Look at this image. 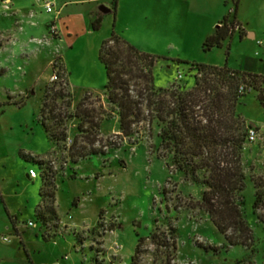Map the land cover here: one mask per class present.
Returning a JSON list of instances; mask_svg holds the SVG:
<instances>
[{
  "label": "rangeland",
  "instance_id": "1",
  "mask_svg": "<svg viewBox=\"0 0 264 264\" xmlns=\"http://www.w3.org/2000/svg\"><path fill=\"white\" fill-rule=\"evenodd\" d=\"M2 1L0 264H130L139 241L138 264H264V201L253 210L254 184L264 193V0H225L221 17L235 9L236 23L256 37L234 31L209 51L197 45L194 33L184 32L177 3L168 14L155 0H116L114 9L113 0H28L22 8L13 3L24 0L7 6ZM43 1L59 12L56 36L44 21L37 31L38 18H54ZM100 5L110 11L101 13L93 30ZM113 35L155 58L154 89L191 90L201 77L194 78L192 63L238 73L233 107L221 113L242 140L244 185L236 196L250 230L246 244L230 245L210 220L200 203L208 171L185 174L177 168L174 148L161 141L165 122L143 105L144 119L130 136L120 135L98 60L100 45ZM55 69L60 81L50 83ZM240 84L247 88L243 94L237 92ZM130 95L139 98L135 88ZM193 109L204 123L202 110ZM40 121L58 138H48ZM248 124L258 128L254 142L244 134ZM86 128L93 145L86 143ZM75 139V146L103 153L73 163L69 148Z\"/></svg>",
  "mask_w": 264,
  "mask_h": 264
},
{
  "label": "trees",
  "instance_id": "2",
  "mask_svg": "<svg viewBox=\"0 0 264 264\" xmlns=\"http://www.w3.org/2000/svg\"><path fill=\"white\" fill-rule=\"evenodd\" d=\"M115 6L116 0H113L112 8L114 9ZM98 14L90 23L93 30L100 24L101 13ZM235 23L234 9L232 13L221 19L213 34L203 40L201 49L209 51L220 48L222 42L231 35L230 27ZM98 60L105 70L106 81L103 88L107 93V99L117 109L120 135L130 136L133 126L144 119L143 105L149 115L153 113L156 119L165 122L166 125L160 132L161 141L174 148L173 157L177 168L185 174H194L201 168L208 171V176L203 180L206 190L201 193L200 203L210 220L230 245L246 244L250 239V230L243 219L241 204L238 203L236 196L244 185L238 161L242 140L231 129H227L228 118L221 113L223 108L229 110L233 107L236 96L231 90L235 85L234 81L238 79V73L225 67L192 63L189 64V69L195 71L194 78L197 74H201V77L191 90L178 92L154 89L152 68L155 58L114 35L100 45ZM178 62L188 63L181 60ZM226 83L227 90L222 91V85ZM132 88L136 89L139 98L130 95ZM170 103L172 107L169 106ZM196 106L202 110L200 116L203 117L204 123L193 109ZM169 117L170 119L167 120ZM40 123L48 138L53 140L58 138L56 134L50 132L45 122L40 121ZM247 126L244 130L245 136ZM80 127L82 126L79 125ZM89 127L95 128L96 125L91 123ZM87 129L83 131L84 138L87 139L86 143L93 145L94 134ZM89 137L92 139L88 140ZM227 143L230 144L228 151L224 149ZM75 145L76 139L69 148V157L73 163L88 155L103 153L101 148L85 150L83 146ZM254 185L255 212L264 201V193L256 184ZM230 228L232 232L228 234ZM155 237V233L150 235L151 240ZM140 242L136 246L130 264H138ZM172 245L174 246V243ZM207 249L216 248L208 246Z\"/></svg>",
  "mask_w": 264,
  "mask_h": 264
},
{
  "label": "crops",
  "instance_id": "3",
  "mask_svg": "<svg viewBox=\"0 0 264 264\" xmlns=\"http://www.w3.org/2000/svg\"><path fill=\"white\" fill-rule=\"evenodd\" d=\"M1 1V0H0ZM27 1H14V8H22L26 5ZM226 2L225 0H155V4L160 11H167L168 14L172 13V7L174 3H177L181 14L184 18V32H192L195 34L197 39V45L201 46L203 40L213 34L217 25L221 21L224 16L221 17L222 3ZM34 1L30 0L29 4H33ZM237 23L240 22L235 17ZM44 21V26L48 25L50 22V18L46 17L43 19L42 17L37 19V31H39V26ZM240 34L244 36H248L250 39H254L256 37V32L253 30H246L242 25ZM35 28V29H36Z\"/></svg>",
  "mask_w": 264,
  "mask_h": 264
},
{
  "label": "built area",
  "instance_id": "4",
  "mask_svg": "<svg viewBox=\"0 0 264 264\" xmlns=\"http://www.w3.org/2000/svg\"><path fill=\"white\" fill-rule=\"evenodd\" d=\"M10 2V0H3L2 3L4 5H8V3ZM42 7L44 8V10L47 12V13H51L54 15V18L53 20H51L49 23H48V30L50 32L51 35L53 36H56L58 34V31H57V28H56V23H55V20H57L59 18V12L58 10L55 8V4L51 1H43L42 3ZM240 25L235 23L232 27H230V33L232 34L234 31H240ZM181 74L178 73L177 74V77H176V80H180L181 79ZM60 81V78H59V75H58V69H55L50 78H49V82L50 83H54V82H59ZM247 90L246 86L243 85V84H240L238 85L237 87V92L238 94H243L245 93ZM258 136V128L256 127H253V126H247V129H246V138L249 142H254L256 140ZM28 176L30 178H35L36 177V174L33 170H29V173H28ZM34 224L31 222V221H28L27 222V226H30L32 227ZM6 240V239H4Z\"/></svg>",
  "mask_w": 264,
  "mask_h": 264
},
{
  "label": "water",
  "instance_id": "5",
  "mask_svg": "<svg viewBox=\"0 0 264 264\" xmlns=\"http://www.w3.org/2000/svg\"><path fill=\"white\" fill-rule=\"evenodd\" d=\"M98 10H99L100 13H108V12L110 11V8H108V7L105 6V5H100V6L98 7ZM217 26H218V25H217ZM250 126H253V127H254L253 124H250Z\"/></svg>",
  "mask_w": 264,
  "mask_h": 264
}]
</instances>
